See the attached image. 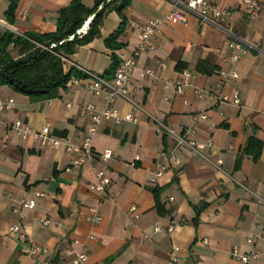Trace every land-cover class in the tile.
<instances>
[{"label":"crops","instance_id":"1","mask_svg":"<svg viewBox=\"0 0 264 264\" xmlns=\"http://www.w3.org/2000/svg\"><path fill=\"white\" fill-rule=\"evenodd\" d=\"M9 1L0 0V24H6L0 29L23 32L55 29L58 8L69 0H16L12 22L5 14ZM214 1L231 9L228 30L187 11L185 22L162 23L155 46L136 55L130 73L136 86L133 96L144 109L124 97L116 98L120 112L130 109L137 120L101 121L92 146L97 153L111 148L107 159L97 154L65 169L69 153L63 145H40L31 136H17L10 126L15 117L34 127L48 123L58 135L79 142L88 120L80 105L92 100L100 107L102 102L100 95L85 87L89 75L77 74L79 83L66 82L56 95L45 98H34L0 83V97L14 99L10 108L0 110V264H31L29 249L34 243L42 249L43 264H72L62 251L66 244L85 248L86 264H264V0L255 18L242 10L243 0ZM84 2L91 5L93 0ZM172 3L130 0L122 9L126 22L117 36L121 41L117 47L108 46L104 37L118 26L122 14L109 9L99 33L77 44L68 62L108 74L104 72L112 52L119 59L138 43L137 30L127 20L161 16ZM231 33L258 48L251 46L241 58L231 60ZM200 60H205L206 70L196 68ZM148 65L154 72L141 75V69ZM182 65L194 71L193 84L178 92L164 81L179 76ZM217 68H233L238 76L221 79ZM217 82L229 94L237 88L240 102L219 100L207 93L200 96L194 86L210 88ZM202 111L206 116L200 115ZM150 113L176 129L194 125L199 138L212 135L214 146L204 150L222 156V169L188 147L178 146L175 155L179 162L171 154L164 171L150 181L158 148L174 145L166 133L163 140V132ZM249 135L260 139L257 156L244 150ZM92 165L103 166L110 176L103 193L88 185L94 178ZM35 189L44 191L35 205L15 211L13 206L23 196L33 195ZM94 202L102 216L92 225L85 213ZM131 203L136 205L133 210L129 209ZM173 214L186 220L167 230ZM15 221L20 222L26 238L10 228ZM155 224L161 228L154 230ZM91 231L96 238L88 237ZM74 237L82 245L73 242ZM234 244L240 252L256 249L258 255L242 261L231 252ZM173 254L177 256L174 259Z\"/></svg>","mask_w":264,"mask_h":264},{"label":"built area","instance_id":"2","mask_svg":"<svg viewBox=\"0 0 264 264\" xmlns=\"http://www.w3.org/2000/svg\"><path fill=\"white\" fill-rule=\"evenodd\" d=\"M262 8L261 0H243L242 10L249 18L258 17ZM187 11L195 12L200 18L207 21L215 22L221 25L224 29H227L226 21L231 11L230 8L221 6L214 0H173L170 8L161 16H150L144 21H138L135 19H128L127 24L134 27L138 33V43L132 49L129 54H126L118 59L113 70L108 74L97 72L88 67H80L83 73L90 76V79L85 83V87L92 93L100 95L102 102L100 107H97L95 102L87 100L80 105V112L87 115L88 120L82 137L79 142H71L62 136L58 135L52 130V127L48 123H43L39 127H34L28 121H25L21 117H15L10 126L13 133L21 138L28 136L33 137L40 145H63L64 149L69 153L68 163L65 169H71L74 166H79L85 161L92 159L95 155H99L102 159H107L111 156L112 150L109 147H105L102 151L97 153L92 146L93 134L97 131L101 121L109 118L114 122H121L123 120H137L136 114L132 110H127L122 113L116 104V98L118 96L124 97L130 101L133 105L143 108L139 102L133 96L135 91V84L131 80V71L136 65V55L143 48H152L155 46L156 36L160 30V26L164 22H185ZM85 22V20H84ZM82 23L76 29V32L81 33ZM69 34V36H71ZM251 46L258 48L254 42H246L242 37L231 33L228 39L229 57L231 60H237L241 58ZM221 79L226 77L238 76V71L233 68H217ZM151 66H145L141 69L140 74L153 73ZM194 71L189 67H183L179 76L175 79H167L164 81L165 85L172 84L178 92L184 90L187 85H192L191 77ZM67 83H79L80 77L77 74H71L66 81ZM198 95L207 93L210 97H214L219 100H231L233 102H240V95L237 88L232 90L229 94L220 87V82L214 87L205 88L194 85ZM13 97H0V110L8 109L13 105ZM70 104V101H67ZM144 109V108H143ZM147 111V110H146ZM149 113V111H147ZM152 117L158 123V130L169 135L174 145L171 149H166L160 146L157 150V156L155 160V167L152 173L149 175L150 181H155L157 176L160 175L167 166V158L172 154L174 160L179 162V157L175 155V148L178 146H185L191 149L196 154L200 155L204 160L212 164L217 169H222L223 158L220 155L212 156L210 152L205 151V147H213L214 139L212 135L202 139L196 135V128L194 125H185L180 129L174 128L172 125L166 123L162 118L150 113ZM201 116H206V112H200ZM94 178L88 182L90 188L103 193L106 191L107 186L110 183V176L106 172L103 166L92 165ZM42 189H35L33 195L23 196L16 205L13 206L15 211H20L21 207H33L36 203L38 196L43 195ZM135 203H131L130 210L135 208ZM101 212L97 203H90L85 213L86 219L92 224H96L101 219ZM45 221L48 218H44ZM186 218L180 214H173L169 217L166 225L167 230H172L174 226ZM10 228L17 232L21 238H26V233L21 229L20 222L15 221L11 223ZM161 226L155 224L154 230H159ZM96 234L91 231L88 233V237L96 238ZM251 240V237H248ZM73 242L81 244L82 241L77 237L72 239ZM82 245V244H81ZM64 254L69 255V261L72 264H86L88 258V251L80 247H74L70 244H66L62 247ZM231 252L235 256L239 257L242 261H246L251 256L258 255L256 249H251L248 252H240L238 246L234 244L231 247ZM29 253L32 256L31 264H43L42 263V249L39 244H32ZM175 254L172 258H176ZM62 264V262L60 263ZM100 264V263H96Z\"/></svg>","mask_w":264,"mask_h":264},{"label":"trees","instance_id":"3","mask_svg":"<svg viewBox=\"0 0 264 264\" xmlns=\"http://www.w3.org/2000/svg\"><path fill=\"white\" fill-rule=\"evenodd\" d=\"M129 2L130 0H93L89 5L84 0H69L58 8L56 27L53 30L17 32L9 27L0 29V83H6L34 98L56 95L59 88L66 85L71 74L82 73L67 58L77 44L86 42L99 33L103 16L112 8L122 14V19L104 37V41L110 47L121 44L117 36L126 22L122 9ZM15 5L16 0H10L5 9L6 17L11 22ZM88 16L90 18L86 29L81 33L76 32ZM117 61V56L112 52V61L104 73H110ZM183 67L184 65L179 68ZM196 68L206 70L205 60L198 61ZM162 138L164 140L165 133ZM250 144L256 146L250 148ZM259 147L260 139L249 135L244 150H251L257 156ZM154 190L158 192V187H154Z\"/></svg>","mask_w":264,"mask_h":264},{"label":"rangeland","instance_id":"4","mask_svg":"<svg viewBox=\"0 0 264 264\" xmlns=\"http://www.w3.org/2000/svg\"><path fill=\"white\" fill-rule=\"evenodd\" d=\"M0 14H2V12L0 11ZM4 25H6L5 23H2V24H0V27H2V26H4Z\"/></svg>","mask_w":264,"mask_h":264},{"label":"bare ground","instance_id":"5","mask_svg":"<svg viewBox=\"0 0 264 264\" xmlns=\"http://www.w3.org/2000/svg\"><path fill=\"white\" fill-rule=\"evenodd\" d=\"M83 27H86V24ZM84 30H85V28H84Z\"/></svg>","mask_w":264,"mask_h":264}]
</instances>
